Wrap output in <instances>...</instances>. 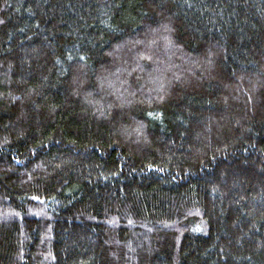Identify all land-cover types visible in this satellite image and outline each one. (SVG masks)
Here are the masks:
<instances>
[{"label":"trees","instance_id":"trees-1","mask_svg":"<svg viewBox=\"0 0 264 264\" xmlns=\"http://www.w3.org/2000/svg\"><path fill=\"white\" fill-rule=\"evenodd\" d=\"M0 264H264V0H0Z\"/></svg>","mask_w":264,"mask_h":264},{"label":"rangeland","instance_id":"rangeland-1","mask_svg":"<svg viewBox=\"0 0 264 264\" xmlns=\"http://www.w3.org/2000/svg\"><path fill=\"white\" fill-rule=\"evenodd\" d=\"M153 72H155V71L149 72V77L151 76L150 79L154 82V84L152 83L154 85V87H156V89L160 90V88L162 87V79H160L161 73L156 72L154 74Z\"/></svg>","mask_w":264,"mask_h":264}]
</instances>
